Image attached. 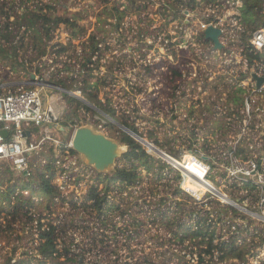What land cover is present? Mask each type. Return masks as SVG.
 I'll use <instances>...</instances> for the list:
<instances>
[{"label":"rangeland","instance_id":"rangeland-1","mask_svg":"<svg viewBox=\"0 0 264 264\" xmlns=\"http://www.w3.org/2000/svg\"><path fill=\"white\" fill-rule=\"evenodd\" d=\"M8 1L19 3L16 8L20 18H16L13 27L14 31L21 30L17 35L14 32L9 34L8 39L1 37L13 46L7 48L12 53L10 56L0 57V85H8L6 88H9L14 84L11 88L16 89L33 86L26 84L34 80L32 75L43 79L46 86L39 88H42L46 102L62 115V127L66 131L64 136L58 135L62 141L65 139V143L71 145L76 131L86 128L118 145L115 161L103 171L72 148L77 158H73L77 164L75 167L84 171L85 179L79 184L72 181L70 187H64V200L63 197L56 202L54 199L46 200L40 193L34 192L36 204L32 210L47 219H56L61 227L71 231L73 235L68 238L69 243L74 240L76 243L73 244L77 245L72 251L85 254V264H198L199 255L206 251L210 243L217 245L220 236L222 240L247 238L241 242V247L238 246L245 258L240 261L229 254L222 264H264V245L253 246L264 237V228L255 216L246 218L244 222L249 229L244 230L242 219L245 218L240 212V207L245 204L255 206L251 203L255 202V198H247L248 193L240 189L242 184L235 186L241 177L253 180L256 177L254 174L245 176L252 168H247L248 164L242 163L229 151L231 146L237 145L240 130L235 131L232 118H225L227 104L235 108L241 94L253 89L255 72L264 75V66L253 70L241 64L242 46L239 42L231 43L239 41L244 33L246 38L252 34L243 22L250 2L217 0L211 8L207 0H195V4L182 8L173 19V13L165 5L174 0H37L47 1L53 9L41 13L42 6L37 3L38 12L35 14L26 12L23 0ZM23 2L34 4V0ZM120 13L124 19L118 27ZM211 13L223 17L225 23L221 48L215 49L210 42L204 43L202 39L200 22ZM36 15L75 18L78 37L73 38V30L64 23H51V39L36 42L34 33L43 32L42 22L35 20ZM260 15L264 19V3ZM79 28L83 30L82 34ZM92 36H97L99 42V50L94 56L90 49ZM231 50L234 56L226 53ZM235 56L237 60L233 59ZM91 57L93 61L85 66ZM174 70L181 72L182 77L175 79ZM243 74H246L245 77ZM85 79L92 84L99 100L113 109L117 117L134 123L143 138L154 147L155 140L162 145L177 147L183 154L181 160L171 156L166 149L156 147L162 152L160 155L141 144L148 154L166 161L171 167L160 169L149 157L133 163L125 162L123 156L128 149L120 143V132L123 130L94 104L85 101L81 91ZM61 82L66 88L59 86ZM72 98L84 102L90 109L81 108ZM257 100L264 104V96H259ZM240 115L242 118L238 122L242 123L243 113L240 112ZM43 135H33V138L38 142ZM151 136L153 140H150ZM259 139L254 134L251 136L257 151H252L253 156L255 152L256 156L260 152L259 155L264 154L263 142L258 145ZM163 154L188 169H199L194 160L201 162L210 170L209 183L229 200L237 202L243 199L244 202H238V207H233L209 192L199 198L187 193L183 184L187 179L194 178L175 167L174 162ZM34 158L38 160L37 156ZM124 167L136 169L142 176L141 183L132 186L111 183L107 192L108 203L103 211H99L94 201L88 199L90 192H97L99 197H103L105 176ZM92 169L97 176L91 177ZM73 172L76 173L75 168ZM177 172L181 175L180 181L177 180ZM12 174V181H0L2 192H6L8 186L25 187V178ZM56 183H59L58 178L54 181ZM202 183L205 184L204 181ZM178 187L198 203L181 195V200L189 202L184 211L191 209L192 205H199L197 210L202 211L199 217L183 213H180L181 220L178 214H172L170 218L161 217L158 212L160 199L170 196ZM30 192H33L32 188ZM66 195H71L68 200ZM0 199L7 204L4 196ZM203 203L208 206L203 208ZM47 204L50 209L46 208ZM251 210L257 214L256 209ZM52 211L53 214H50ZM136 221H142L143 226L137 228ZM4 223L8 225L10 222L4 220ZM237 223L242 225L240 233L229 228ZM179 224H185L183 231H180ZM10 235L0 236V257L4 262L13 253L14 245L19 243L25 249L34 239L32 236L21 241L14 240L16 235H21L20 229L15 227ZM214 255L218 257L216 253ZM16 258L18 261L30 259L22 260V255Z\"/></svg>","mask_w":264,"mask_h":264},{"label":"built area","instance_id":"built-area-1","mask_svg":"<svg viewBox=\"0 0 264 264\" xmlns=\"http://www.w3.org/2000/svg\"><path fill=\"white\" fill-rule=\"evenodd\" d=\"M23 1L22 3H24L25 5V10H27L26 11L27 13L35 14L36 12H38V9L36 10L37 3H39L43 8V11L41 12L39 10V12L41 13L48 12V7L50 4L48 5L47 1L43 3L37 0H34L33 6ZM28 1H32V0H28ZM216 1L217 0H207V4H210L212 8L213 7L212 4L215 3ZM18 5L19 3H16V2H9L8 0H0V49L8 50L7 48L13 46V44L11 45L5 42L4 40H2V38L8 39L6 36H8L9 34L13 32L15 35H17L19 31L21 30L19 28L17 31H14V27H13V22L16 21V18L17 19L20 18V13L17 12L19 9L16 8L18 7ZM31 10H34V11H31ZM222 19L223 17L218 16L216 13H211L208 15L207 18L204 19V21L200 22V32H202V39L204 43L210 42V44L213 45L215 49H216V46L213 43V41L206 39L205 31L210 27L219 29L221 31V36L219 37V40H220V43L222 44L221 39L225 32V29H224L225 23H224V20ZM242 36L244 37L245 33ZM249 37L247 38L248 43L246 44L242 43V37H240L239 41L231 42L235 44L239 42V46L240 45L242 46V49L240 52L241 57H242L241 64H244L248 68L250 67H249L248 58L246 56L247 53L249 52L264 53V28L258 29L252 32V34ZM232 51L233 50L227 51L226 53L231 56L232 54H234L232 53ZM233 59L237 60V57L235 56V58ZM260 66H264V63L263 62L256 63V65L250 69H253V70H255V68L259 69ZM255 74L258 77L264 78V75H260L256 72ZM245 75L246 74H243L242 76L245 77ZM32 78L34 79L33 81L26 83V84L33 85L29 87L21 86L16 89H13L11 87L14 86V84L9 85L10 86L9 88H6L8 85L6 87H2L0 85V164H4L13 173L22 175L25 178V180L28 182L34 175V172L37 166L41 165V168L45 167L48 161L53 160L54 161L53 162V165H54L53 173H55V176H54V179L52 180V184L58 190V195L57 197L54 198L56 202L61 197H63V200L65 199L64 198V187L66 188L70 187V184L72 181L73 182L76 181L75 183L79 184L83 179H85V177H83L85 176V174H84V171H79L80 170L79 167L77 168L75 167L77 166L76 161H75L77 158L74 156V154L71 153V150L73 148V142L71 145H68L66 143H63L62 140L58 137V135L64 136V132L66 131H64L65 129L64 127H62V124H63L62 115L58 112V110L52 104H49L48 102H46L45 95L41 91L42 88L44 89V86H46L44 83L45 81L43 79H39L35 75H32ZM252 78H253L252 81L255 82V85H253L254 86L253 89L251 91L248 90L247 91L248 93L247 92L244 93V106L242 109L244 119L242 123H240L241 134L239 136V139L244 137V135L249 134V131H251V128H252L254 129V132L256 133V134L254 133V137L255 136L260 137L258 145L261 146L260 143L263 142L262 143V149H263L264 140L262 139V137L264 136V133L260 135L261 134L260 130L264 128V104L260 103V100H257V98L259 96L261 97L264 96V84L260 88H258L256 79L254 77ZM39 87H42V88H39ZM3 88H6V90L2 91L1 89ZM256 117H259V118H256ZM3 131L8 132L7 138H5L1 134ZM27 133H29L30 135L28 136ZM41 133L44 134L43 138L38 142L34 140L33 135H39ZM252 135L253 134L250 133L249 136H252ZM256 141L257 140H255V142ZM52 147L54 148L53 151L51 149ZM250 147H251V151H256V147H254L253 145H251ZM250 147H249V151H250ZM48 148H49V151H47ZM35 152L36 154H34ZM231 152H233V155H235V150ZM256 152L253 153L254 156L251 157L250 160L248 161H244L243 158H240L235 155L237 158H240V161H242V163L245 162L244 164H248L247 168L249 169L252 168L249 171H247V174L245 176L250 177L252 174H254V176L256 177V180H253L251 178L241 177L240 182L235 183L237 186H239V184H242L240 189L248 193L247 198L248 197L255 198L254 200L255 202H251L252 204L255 203L256 204L255 206L251 207V205L248 203V204H245L243 207H240V210H241L240 212L244 214V217L242 218H245V219H242L243 221L242 224L244 226V230L246 231L249 228L247 227L244 221H246L247 220L246 218L248 217L255 218L256 216L258 219L257 222H259L261 224V227L264 228V154L259 155L261 153L260 152L258 156H256ZM34 156H37L38 160H35ZM34 162L35 164H33ZM172 162H174L175 167H178L184 170L185 167L183 166L182 163L177 162L176 160H173V159H172ZM200 164L202 163L200 162ZM74 168L76 169L75 174L73 172ZM210 168H211V165H210ZM209 172L210 170L206 167V172L204 174V177L206 178L207 181L202 180L204 181L206 187H208L209 193L227 201L228 203L233 205V207H238V202H244L243 199H240V201L238 200L237 202H233L229 200L226 195H224L222 192L217 190L211 183L208 182ZM94 175L97 176L95 171L92 169L91 177ZM46 177L49 178L48 175ZM57 178L59 180V183L54 184V181H56ZM244 183L253 184L252 190H246L243 185ZM185 191L191 195H194L188 190H185ZM15 194L14 193L10 194L11 198H13V201L11 202L12 206H14L16 203L14 196H16L18 193L16 195ZM70 196L71 195H66L65 197H67V200H68ZM204 204L208 206L207 203H204ZM251 208L256 209L257 214L254 213L251 210ZM34 214L35 212L33 210H30L28 212V217L33 216V218H36ZM5 215L6 213L2 214L3 219L5 218ZM28 217H25V215H23L22 218L15 216V222H17L18 224H14V227L15 229L16 228L20 229L21 235L20 236L16 235L14 240L19 239L21 241L27 237L30 238L32 236L34 237V239L33 241L27 244L25 249H22L19 243L13 246V250L14 249L16 250H15V258L13 259L11 264H16L17 262H19L18 259L16 258L18 256L20 257L22 255V260H23L27 257H30L29 255L38 253V244L41 241L40 240L41 231L50 230L48 226L49 223H51L53 225V228L55 229V236L57 238V241L60 243L61 249H63L64 243H66L67 245H70L71 248H73L74 246L77 247L76 244H73V243H76L74 240H72V242L69 243L68 238L69 237L72 238L71 236L73 235L71 231H66L64 227H61L59 223H57L56 219H47L43 217V219L41 220V223L43 224V226L40 229L39 223L37 221H32V223H29L28 221H26L25 219ZM3 219L2 221L4 222ZM250 222L251 221H249V226L251 224ZM241 226L242 225H240V223L233 224L232 226L230 225L231 229L234 228V232L236 233H240L239 230ZM245 234L247 235L248 233L245 232ZM222 238L223 237L220 236L219 237L220 240H218V242L219 241H224L226 243L230 242V240H222ZM263 239L264 237H261L260 242L257 244H254L253 246L254 247L263 246L264 245V242L262 241ZM243 240L246 241L247 238L238 237L236 245L241 247L240 244ZM34 242H35V245H34ZM25 252H28L29 255H26ZM241 252L242 253L240 254V258L238 259L240 261H242L245 258L243 256L244 253L242 250ZM74 253L80 254V251L79 252L75 251ZM80 255H83V254H80ZM262 256H264V254ZM7 261L4 262L2 257H0V264H6Z\"/></svg>","mask_w":264,"mask_h":264},{"label":"trees","instance_id":"trees-1","mask_svg":"<svg viewBox=\"0 0 264 264\" xmlns=\"http://www.w3.org/2000/svg\"><path fill=\"white\" fill-rule=\"evenodd\" d=\"M244 2L246 3L250 2V7L248 9V12L243 15V18L245 19V21L243 20V22L245 23L246 27H248L249 30H252V32L258 29L264 28V19L260 15V11L263 8L264 1L244 0ZM192 4H195V0H189L188 2L183 1V0H174L171 3L166 4L165 7L170 9V11L174 15L173 19H176L177 17L176 14L181 12L182 8L185 9ZM51 6L52 5H49L48 7V10L50 11L53 9ZM40 11L42 12L43 8H41ZM123 19H124V15L120 13V16L118 17V27H121ZM35 20L38 22L41 21L42 28H43V32L38 31L34 33V40L36 42L40 41L41 43H43V40L51 39L50 35L53 29L50 27L51 23H53V25H59V24L64 23V25H66L69 29L73 30V33H74L72 35L73 38L78 37V33H76L78 24L75 21V18L72 19V18H65V17H60V16L57 18H54V17H49L47 15H44V16L36 15ZM78 31L81 32V34L83 33V30L80 28ZM6 37L9 38V36H6ZM168 38L170 39L171 37L168 36ZM90 41L92 42L90 46V49L92 51L91 55L94 56L99 50V42L97 41V36H92L90 38ZM242 43L243 44L248 43V39L242 36ZM62 50L65 51L66 49L63 48ZM43 51L45 53L46 49H44ZM11 54L12 53H9L8 50L0 49V57L1 56L7 57V56H10ZM246 56L248 58L250 68L254 67L256 63H262V62L264 63V53L249 52L246 54ZM92 58L93 57H91V59H88L86 61L85 66L90 65V63L93 61ZM173 74H174L175 79H179L182 77V73L177 70H174ZM72 81H74V79H72ZM83 83H84V87L81 88V91L84 94L85 101H88V103L94 104V106L98 110L103 111L110 118H112L118 125H123L129 128L130 130H132L134 133H136L140 137L142 138L144 137L143 134L139 132L138 128L136 127L134 123L131 124L124 117L122 118L117 117L116 112L113 111V109L108 108L107 106L104 105L102 101L99 100L98 94L96 93V91L92 89V84L87 79H85ZM59 84H58L59 86L66 88V85L64 82H61ZM74 84L75 82L72 83V88H71L72 91L74 88ZM244 93L245 92H243L241 94V97H239L238 101H236L237 104L235 105V108H233V105H229V104H227L228 107L226 106L228 113L226 114L225 118L226 119L232 118L231 122H235V125L234 123H232L235 126V131L239 132L240 130L239 136L241 134V128L240 129L238 128L240 126V123L238 121H240V118H242V116L240 115V112H242V109L244 106V97H243ZM71 100H75L76 101L75 103L79 104V106H81V108L83 109H87V110L90 109L88 106H86V104H84V102L76 100L75 98H72ZM64 126L67 127V125H64ZM120 133H121L120 143L121 145L127 146V149H128L127 152L123 156V160L125 162L133 163L135 160L141 159L143 157H149L151 161L155 162L158 165V167H160V169L165 170L166 168L171 167L170 165L167 164L166 161L161 160V159H156L151 154H148L146 149L141 145V143H139L133 137L128 135L126 132L123 131ZM250 133L254 134L255 133L254 129L251 128V131H249V134L244 135V137L238 140L237 145L231 146L229 149V151L235 150V155L240 158H243L244 161H248L250 160L251 157H253L252 151H249V147L253 143V141L251 140V136L248 137ZM260 133H264V132L260 131ZM246 139L248 141L247 143H246ZM262 139L264 140V136L262 137ZM150 140H153L152 136L150 137ZM62 142L65 143V139ZM153 143L154 145H156V147H159L160 149H166L167 151H169L170 152L169 154L173 156L174 158L181 160L183 154L181 153V150L177 149V147L170 146V145H162L157 140H155ZM51 149L52 151L54 150L53 147ZM71 153L75 154V151L71 150ZM53 162H54L53 160L48 161L47 165L42 168H41V165L37 166L35 169L34 175L28 182H26V185L24 188H21V187L18 188V186L16 187L14 185L11 187L8 186L6 192H2L0 189V196H4V199L6 200V203H7L6 205H4L3 204L4 201L0 199V236L1 237L8 236V234L10 235V232L14 229L13 225L15 224V220L13 218L15 216L22 218L23 215H25V217H28V212L32 210V208H34L36 204L35 203L36 197H35L34 192L40 193L42 197L50 201H52V199L57 197L58 190L52 184V180L54 179V176H55V173H53L54 172ZM33 164H35V162ZM3 165L2 167L5 166ZM2 167L0 168V181H2L3 183L5 182V180L12 181V177H14L12 174L13 172L6 167H4L5 169H2ZM47 175L49 176V178L46 177ZM176 176H177V180L180 181L181 175L177 172ZM100 177H103V175H100ZM141 181H142V176L139 175L136 169L124 167L122 169L116 170L115 172L110 173L105 176V188H104L105 194L103 197H99V193L91 191L88 199L94 201V204L97 206L99 211H103L104 205L108 203L107 192L109 190L111 183L114 182V183L125 184L126 186L128 185L132 186L137 183H141ZM243 185L246 190H252L253 184L244 183ZM235 186L237 185L235 184ZM30 188H32L33 192H30ZM10 193H14V194L18 193L15 197L16 203L14 206L11 205L12 201H11ZM181 195H184L186 198L190 200L193 199L189 195H186V193H184V191L180 189L179 187L176 188L175 191H173L170 196L169 195L167 197L163 196L160 199L158 203L159 205L158 212H160L161 217L170 218L172 214H178L177 216H179V219L181 220L180 213H183L184 215L190 214V216L196 214V216L199 217L198 215H200L202 212V211L197 210L199 205H195V206L192 205L191 209L184 211L185 207L187 208V204H189V202L181 200V197H180ZM194 202L196 201L194 200ZM205 205L206 204L203 203L202 207L204 208ZM46 208L50 209L49 204L46 205ZM53 212L54 211L50 213L52 214ZM234 212L236 213L237 211H234ZM4 213H6L4 220H9L10 222L8 225H5V223L2 221L3 219L2 214ZM34 215L36 216V218H33V216H31V217L26 218L25 220L28 221L29 223H32V221H37L39 223V228L41 229V227L43 226V224L41 223L43 216L38 213H35ZM200 221L201 219L198 220V224L200 223ZM48 226L50 230L41 231V234H40L41 241L38 244V253L29 255L28 252H25L26 255L30 256L29 257L30 259L19 261L16 264H33L35 261H36V264H85L84 263L85 256L74 253L70 245H67L66 243H64L63 249L60 248V243L57 241V238L55 236V229L53 228V225L49 223ZM142 226H143L142 221H136L137 228H141ZM185 227H186L185 224H179L180 231H183ZM229 228L231 229V227ZM198 230H201V229L199 228ZM10 236L14 238L12 235ZM230 241L231 242L229 243H226L224 241H219L217 245H213L212 243H210L206 251H204L202 254L199 255L198 264H221L224 260L227 259L229 254L232 255L234 258L239 259L240 254L242 252L241 250H238V246L236 245L237 239L231 238ZM262 241L264 242V239ZM15 250L16 249H14L13 253L10 254L6 264H11V262L15 258ZM215 253L218 255L217 258H215V255H214ZM207 257L209 258L208 260L206 259ZM63 258L65 259V261H62Z\"/></svg>","mask_w":264,"mask_h":264},{"label":"water","instance_id":"water-1","mask_svg":"<svg viewBox=\"0 0 264 264\" xmlns=\"http://www.w3.org/2000/svg\"><path fill=\"white\" fill-rule=\"evenodd\" d=\"M221 36V31L219 29L210 27L205 31V37L207 40L213 41L216 48H221V43L219 37ZM253 77L257 81V87L260 88L264 84V78L258 77L256 74ZM34 78V76H33ZM119 127L126 132L128 135L133 137L139 143L143 144L144 146L149 147V149L155 151L156 153L162 155L161 151L154 147L151 143H149L146 139L140 137L136 133H134L129 128L119 125ZM5 138L8 137V132L3 131L1 133ZM29 136L30 134L27 133ZM73 148L78 153L84 155L89 163L95 164L96 168L100 171L107 169L116 159L118 145L113 141L106 139L104 136L95 134L90 129L80 128L76 131L73 137ZM166 158L168 156L164 155ZM169 160L172 161L171 158Z\"/></svg>","mask_w":264,"mask_h":264},{"label":"bare ground","instance_id":"bare-ground-1","mask_svg":"<svg viewBox=\"0 0 264 264\" xmlns=\"http://www.w3.org/2000/svg\"><path fill=\"white\" fill-rule=\"evenodd\" d=\"M195 162L199 165L200 167L199 169L193 170V169H188L187 167L184 168V171L189 173V175H191V177H194L195 179L192 178L187 179L183 184V188L193 193L197 198H199L208 192V187H206V185L202 183L203 182L202 180L207 181L206 178L204 177V174L206 172V167L203 164H200V162L197 161Z\"/></svg>","mask_w":264,"mask_h":264}]
</instances>
